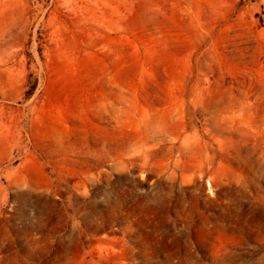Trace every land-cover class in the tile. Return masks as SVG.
<instances>
[{"label": "rangeland", "instance_id": "rangeland-1", "mask_svg": "<svg viewBox=\"0 0 264 264\" xmlns=\"http://www.w3.org/2000/svg\"><path fill=\"white\" fill-rule=\"evenodd\" d=\"M0 264H264V0H0Z\"/></svg>", "mask_w": 264, "mask_h": 264}]
</instances>
